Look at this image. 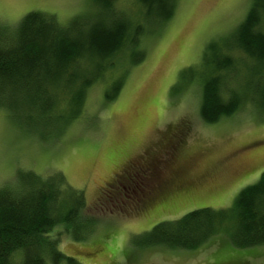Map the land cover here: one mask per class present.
Masks as SVG:
<instances>
[{"label":"rangeland","instance_id":"obj_1","mask_svg":"<svg viewBox=\"0 0 264 264\" xmlns=\"http://www.w3.org/2000/svg\"><path fill=\"white\" fill-rule=\"evenodd\" d=\"M251 1L177 0L165 24L142 18L145 59L132 67L118 62L90 88L80 117L61 135L41 139L0 107V187L14 182L19 170L61 173L83 190L86 214L98 221L86 242L62 236L61 253L80 264H264V246L235 249L218 236L194 251L134 245L160 223L195 210L231 208L264 173V115L247 105L205 124L199 114L198 78L208 72L209 49L225 45ZM117 6L138 15L131 0ZM94 10L92 0H0V25L14 30L30 12L67 25ZM236 74L239 81L248 77L244 68ZM122 75L119 96L106 102L108 86ZM173 171L195 191L179 196Z\"/></svg>","mask_w":264,"mask_h":264},{"label":"trees","instance_id":"obj_2","mask_svg":"<svg viewBox=\"0 0 264 264\" xmlns=\"http://www.w3.org/2000/svg\"><path fill=\"white\" fill-rule=\"evenodd\" d=\"M92 1L93 13L67 25L42 12L26 14L14 30L0 25V107L41 139L61 135L77 120L87 92L118 62L132 67L145 59L142 18L161 26L177 2L131 0L138 10L131 17L118 9L121 0ZM209 50L208 72L198 78L201 120L215 124L247 105L264 115V0H252L232 37ZM240 68L248 73L243 81L236 79ZM122 81L123 75L111 82L106 102L119 96ZM86 208L83 190L68 185L61 173L41 177L19 170L14 182L0 187V264H80L61 253L59 244L62 236L75 243L92 236L98 221ZM217 236L235 249L264 246V173L239 192L231 208L195 210L160 223L134 245L194 251Z\"/></svg>","mask_w":264,"mask_h":264},{"label":"flooded vegetation","instance_id":"obj_3","mask_svg":"<svg viewBox=\"0 0 264 264\" xmlns=\"http://www.w3.org/2000/svg\"><path fill=\"white\" fill-rule=\"evenodd\" d=\"M137 171L139 172V169H137ZM141 174V173H140ZM173 178H175L176 177V179H175V185H177L176 187H177V189H180V193H179V196L180 195H184V193H186V194H191V192L190 191H195V188H193V187H189V185L188 186H186V183H185V181H183L182 182V179L178 176V173L177 172H175V171H173ZM136 177H137V180H139V174L138 175H136ZM140 178H141V176H140ZM205 185H207V183H203V185L202 186H205ZM186 186V187H185ZM176 196H178V194L176 195ZM175 198V197H174Z\"/></svg>","mask_w":264,"mask_h":264}]
</instances>
